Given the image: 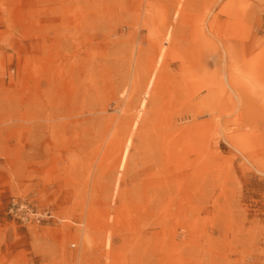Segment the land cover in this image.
<instances>
[{
	"label": "rangeland",
	"instance_id": "obj_1",
	"mask_svg": "<svg viewBox=\"0 0 264 264\" xmlns=\"http://www.w3.org/2000/svg\"><path fill=\"white\" fill-rule=\"evenodd\" d=\"M0 264H264V0H0Z\"/></svg>",
	"mask_w": 264,
	"mask_h": 264
},
{
	"label": "built area",
	"instance_id": "obj_2",
	"mask_svg": "<svg viewBox=\"0 0 264 264\" xmlns=\"http://www.w3.org/2000/svg\"><path fill=\"white\" fill-rule=\"evenodd\" d=\"M24 209L23 206H21V208H17L15 210V212L17 214H19L20 218L24 221V222H30L31 220H34L36 223L40 224L42 221L44 220H50L53 218V214L50 212H45V213H25V215L23 213H21V211ZM14 212V209H13Z\"/></svg>",
	"mask_w": 264,
	"mask_h": 264
}]
</instances>
